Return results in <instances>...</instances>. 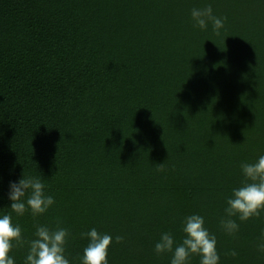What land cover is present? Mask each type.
I'll return each instance as SVG.
<instances>
[{
    "label": "trees",
    "instance_id": "1",
    "mask_svg": "<svg viewBox=\"0 0 264 264\" xmlns=\"http://www.w3.org/2000/svg\"><path fill=\"white\" fill-rule=\"evenodd\" d=\"M209 4L219 32L192 20ZM261 154L264 0H0V213L22 229L15 264L36 224L57 223L71 264L92 227L124 237L109 264H169L155 241L179 242L192 213L220 264H264V212L233 234L219 223L241 163ZM23 171L55 199L35 217L7 208Z\"/></svg>",
    "mask_w": 264,
    "mask_h": 264
},
{
    "label": "clouds",
    "instance_id": "2",
    "mask_svg": "<svg viewBox=\"0 0 264 264\" xmlns=\"http://www.w3.org/2000/svg\"><path fill=\"white\" fill-rule=\"evenodd\" d=\"M194 25L205 28L209 22L213 31L219 32L223 19L215 16L211 4L191 10ZM241 172L246 178L237 187L231 189L226 197L225 215L220 218L222 229L228 234L238 231L239 221L258 217L264 212V154L252 162H242ZM2 180V178H0ZM7 199L10 208L17 215H23L30 209L35 217L45 213L55 203L54 196L45 191V183L39 175H25L24 171L17 180L8 182ZM183 236L177 242L170 231H162L155 241L156 253L171 252L169 264H188L189 257L198 255L199 264H220V253L217 249V237L205 225L204 216L199 213L186 215L182 222ZM69 230L59 223L55 227L36 224L33 237L28 240V250L24 264H71L65 254V245ZM87 238L80 256V264H109L108 255L113 240L122 241V235L98 231L96 227L81 233ZM22 229L14 223L11 213H0V264H15L10 254L14 244L22 243ZM259 251L264 252V229L257 244ZM237 253L232 250L231 255Z\"/></svg>",
    "mask_w": 264,
    "mask_h": 264
}]
</instances>
